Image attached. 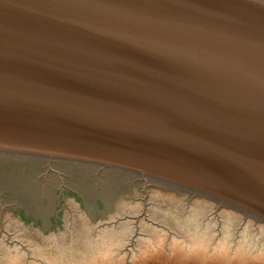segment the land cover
Wrapping results in <instances>:
<instances>
[{
  "label": "water",
  "instance_id": "obj_1",
  "mask_svg": "<svg viewBox=\"0 0 264 264\" xmlns=\"http://www.w3.org/2000/svg\"><path fill=\"white\" fill-rule=\"evenodd\" d=\"M156 200L264 224V0H0V240Z\"/></svg>",
  "mask_w": 264,
  "mask_h": 264
},
{
  "label": "rangeland",
  "instance_id": "obj_2",
  "mask_svg": "<svg viewBox=\"0 0 264 264\" xmlns=\"http://www.w3.org/2000/svg\"><path fill=\"white\" fill-rule=\"evenodd\" d=\"M157 203L149 219L138 223L135 236V225L126 221L104 234L88 226L73 240H43L44 248L25 236L12 237V243L11 237L3 238L0 264H264V224L243 221L225 209L214 215L204 204L182 211L184 205ZM19 238L25 247L16 242ZM48 245L56 260L44 257Z\"/></svg>",
  "mask_w": 264,
  "mask_h": 264
},
{
  "label": "trees",
  "instance_id": "obj_3",
  "mask_svg": "<svg viewBox=\"0 0 264 264\" xmlns=\"http://www.w3.org/2000/svg\"><path fill=\"white\" fill-rule=\"evenodd\" d=\"M70 261H74V260H70ZM78 261H82V260H78ZM85 261H88V260H85ZM73 264H75V262Z\"/></svg>",
  "mask_w": 264,
  "mask_h": 264
},
{
  "label": "flooded vegetation",
  "instance_id": "obj_4",
  "mask_svg": "<svg viewBox=\"0 0 264 264\" xmlns=\"http://www.w3.org/2000/svg\"><path fill=\"white\" fill-rule=\"evenodd\" d=\"M35 242L38 243V244H40L37 240ZM55 255H58V254H55Z\"/></svg>",
  "mask_w": 264,
  "mask_h": 264
}]
</instances>
